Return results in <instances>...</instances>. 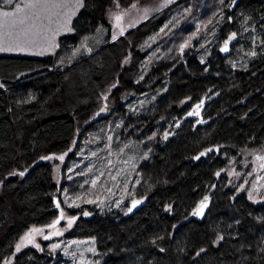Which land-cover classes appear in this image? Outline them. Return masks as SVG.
I'll return each instance as SVG.
<instances>
[{
  "label": "trees",
  "instance_id": "16d2710c",
  "mask_svg": "<svg viewBox=\"0 0 264 264\" xmlns=\"http://www.w3.org/2000/svg\"><path fill=\"white\" fill-rule=\"evenodd\" d=\"M151 1L81 0L53 55L0 54V264H64L46 245L18 253L15 247L31 227L55 223L56 198L65 210L66 192L77 196L89 187L68 179L71 150H80L86 135L110 117L126 139L148 138L150 157L138 166L130 196L148 202L131 217L125 216L130 201L121 210L67 208L80 213L67 238L95 239L99 264H264V202L255 204L241 188L264 156V53L233 66L241 23L258 22L264 0H233L230 7L222 0H177L95 44L116 4ZM173 16L180 23L162 32ZM197 21L205 30L180 51ZM231 37L237 42L224 55L221 47ZM87 39L89 51L58 64ZM210 90L221 93L205 110L213 122L194 129L188 120L176 129ZM139 96L147 101L135 110ZM103 110L108 116L98 119ZM210 147L219 153L192 160ZM232 172L235 180L228 182ZM207 194L212 205L200 222L193 213Z\"/></svg>",
  "mask_w": 264,
  "mask_h": 264
},
{
  "label": "rangeland",
  "instance_id": "374dc122",
  "mask_svg": "<svg viewBox=\"0 0 264 264\" xmlns=\"http://www.w3.org/2000/svg\"><path fill=\"white\" fill-rule=\"evenodd\" d=\"M177 0H152L149 4L141 5L140 2H132L124 7L116 4L108 12V27L104 28L103 37L98 33L94 36L95 44L103 42L104 37L110 34L116 38L126 31L134 28L150 16L170 6ZM21 3V0H16ZM60 7L45 10L40 9L41 19L36 20V28L32 29L27 37L23 34L17 35L18 30H12L9 37L13 45L17 41L22 43L23 51L15 49L3 51L0 54L30 55L46 57L53 55L59 48L58 38L62 34L71 32V23L80 6L81 0H58ZM227 7L233 5L234 1L222 0ZM3 10H14L11 6L0 3ZM222 6L216 12V17L222 13ZM190 9L185 10L189 14ZM32 21H29L31 24ZM176 17L163 28L162 32L168 30L173 25L179 24ZM195 28L193 34L183 36L180 51H185L196 36L197 30L204 31L200 27V22L192 24ZM27 27V26H25ZM242 42L238 44L237 58L233 61V66L241 63L242 59L257 52L264 53V16L253 24L243 21L241 23ZM101 31V30H100ZM92 39V38H91ZM89 39L81 42L77 49H73L58 64L63 65L66 61L75 59L83 50L89 51ZM158 40H151L152 46ZM145 96L133 100L132 108L140 110L146 103ZM109 112L103 110L97 114L98 119H105ZM98 122L95 123V125ZM117 120L108 118L95 126V129L86 135L80 150L74 148V158L71 160L68 171L69 180H84L89 183L85 192L72 196L65 193L64 202L70 210L78 209L83 205L94 206L103 211L112 209L121 210L126 202L130 201L132 186L139 183L138 166L147 161L150 157L149 150L145 148L148 138L142 140L128 138L121 134L120 127L116 126ZM67 156H64L66 160ZM235 180V174H229L228 182ZM241 188L247 190L250 199L255 203L264 202V156H258L251 167V171L243 180ZM66 208V209H67ZM62 209V207H61ZM62 209L63 218L58 224L48 226L31 227L18 241L19 250L15 247V253L25 248L33 247L37 250L46 249L55 260L65 261L64 264H99L100 259L96 252L95 239H71L66 234L73 229L80 217V213H69ZM71 221V223H69ZM37 229L39 231H32ZM31 233L30 236L28 234ZM28 237L25 239V237ZM45 237H48L45 239ZM23 241V242H22ZM16 245V246H17ZM62 264V263H61Z\"/></svg>",
  "mask_w": 264,
  "mask_h": 264
},
{
  "label": "snow or ice",
  "instance_id": "6c2138e0",
  "mask_svg": "<svg viewBox=\"0 0 264 264\" xmlns=\"http://www.w3.org/2000/svg\"><path fill=\"white\" fill-rule=\"evenodd\" d=\"M0 3L5 6H11L14 10H3L0 8V52L3 51H12L15 49H19L23 51L22 43L24 41H17L13 45L9 41V37L12 36V30H18L17 35L23 34L25 37L29 34L32 29L36 28L35 21L41 19L40 9L51 10L57 7H60L61 4L58 3V0H21V3H17L16 0H0ZM29 21H32L29 24ZM27 26V27H25ZM223 50H227V44ZM2 87V85H0ZM200 106L197 105V108ZM52 157H48L51 159ZM58 159H63V157H59ZM23 175V173H20ZM207 198H205L206 200ZM206 206V202H201L200 209L198 212L202 210ZM59 207V204H57ZM197 212H194L193 215H196ZM71 223V221H69ZM32 231H39L37 229H33ZM31 233L28 234L30 236ZM28 237L26 236L25 239ZM48 237H45L47 239ZM23 242V241H22ZM20 244H18L17 250L20 248Z\"/></svg>",
  "mask_w": 264,
  "mask_h": 264
},
{
  "label": "water",
  "instance_id": "95a60500",
  "mask_svg": "<svg viewBox=\"0 0 264 264\" xmlns=\"http://www.w3.org/2000/svg\"><path fill=\"white\" fill-rule=\"evenodd\" d=\"M235 4L236 3H234L233 6H235ZM236 42H237V38L232 39V37H231V38L227 39L221 47V52L224 55L230 54L231 53L230 48ZM225 44H227V50L226 51L223 50L225 47ZM211 93H213V90L208 91L199 102H197L195 105H193L191 107V109H189V111L186 112L185 115H183V117L176 123V129L180 128L182 123H184L185 121H188V120H197L195 123L194 129H196L200 125L206 126V125L210 124L211 122H213L214 118H206L205 119L204 111H205L208 104L212 103L214 100H216L217 98L220 97L221 93L217 92V93L210 96ZM197 105H199L200 107L197 108ZM219 150H220L219 147H210V148L204 149L199 154H197L192 160L198 161L201 158L209 157L213 153L218 154ZM224 173H225V170L220 171L221 175H223ZM205 198H207V199L205 200ZM147 202H148L147 196L132 198L129 202L128 209L125 213V216L131 217V216L135 215L136 213H138L140 210H142L146 206ZM201 202H206V206L198 212V209H200ZM55 204H56V209L59 211V216H58V219L55 221L54 224H58L62 221L63 211L61 209L60 203H59L57 198L55 199ZM57 204H59V207H57ZM211 205H212V199H211L210 194H207L200 199V201L198 202V204L195 207V212H197L196 217H197L198 221L203 222L205 220L206 215H207L209 209L211 208Z\"/></svg>",
  "mask_w": 264,
  "mask_h": 264
},
{
  "label": "flooded vegetation",
  "instance_id": "af4514ba",
  "mask_svg": "<svg viewBox=\"0 0 264 264\" xmlns=\"http://www.w3.org/2000/svg\"><path fill=\"white\" fill-rule=\"evenodd\" d=\"M213 94H214V91H213V93L210 94V96L213 95ZM205 110H206V109H205ZM204 115H205V119H206V118H207V115H206L205 111H204ZM191 121H192V125H193V127H195V123H196L197 120H191ZM200 126H203V125H200ZM198 127H199V126H198ZM175 128H176V125H175ZM174 130H175V129H174ZM167 134H170V136H173V135H174V132H172V133H168V132H167L166 135H167Z\"/></svg>",
  "mask_w": 264,
  "mask_h": 264
}]
</instances>
